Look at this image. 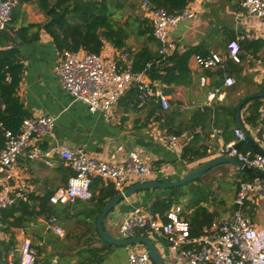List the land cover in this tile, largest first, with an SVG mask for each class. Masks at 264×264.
<instances>
[{
  "label": "crops",
  "instance_id": "1",
  "mask_svg": "<svg viewBox=\"0 0 264 264\" xmlns=\"http://www.w3.org/2000/svg\"><path fill=\"white\" fill-rule=\"evenodd\" d=\"M240 1L224 0V10L232 16L231 26L233 29L222 31L218 37L220 41L218 42L217 40L213 43L205 40V35L209 32L208 29L213 23L210 19L200 16L215 8L219 0H203L193 4V10L196 13L195 18L191 21H182L171 30L170 35L177 45V50L175 51L183 52L192 46H201L203 49L201 52L203 53L225 52L227 42L231 40L229 38L230 34L238 31L245 33L247 39L264 38V27L257 28L255 26V19L246 13V10L241 7ZM17 4L18 6L20 4L19 7L21 9L17 27L22 23H43L47 20L35 0H17ZM128 43L130 44L129 40ZM156 48L151 49L154 51ZM15 49L22 65L21 78L16 95L22 102L28 116L49 115L55 120V127L52 132L42 136L37 141L39 148L50 152L49 157L46 159L50 160L52 165L48 166L43 160H30L25 156H19L17 160L21 181L27 184V196L29 194L34 196L50 194L57 187L66 183L72 170L65 166L59 158L57 154L59 148L82 149L95 157L109 159L113 162H123L129 151H136L153 169L149 174L129 184L131 185L143 180H177L189 169L218 155L217 150L220 145L236 139L234 135V129L237 127L236 122H230L227 130H223L221 127L214 128L211 125L206 126L204 129H201L198 125L191 130H184L178 135L181 142L180 153L172 151L166 144L165 136L169 134L166 133V129L174 125L177 126L181 122L186 123L195 108H200L201 106L213 107L217 104L229 103L230 97L233 100L234 94L230 91L235 84L227 87L223 85L224 77L221 80L210 77L206 69H202L196 64L194 54L190 56L187 62L190 70V79H187V84L171 86L173 88L172 92L167 93L170 102L169 109H161L149 114L153 112L151 108L148 109L149 105L139 108L132 104L133 101L130 102L131 91L129 90L121 97L118 104L113 107L111 117L105 119L99 112H90L85 103L75 100L61 87L56 73L61 54L51 36L43 29L39 31V36L36 40H17ZM134 49L137 50L135 46H132V50ZM102 52L107 59L119 53L108 43L104 44ZM263 56L264 49L258 53L257 57L244 53L240 64L243 66L242 74L247 78V81H240V84L253 82V86L236 90L235 98L243 96L248 89L264 84ZM209 71L213 70L209 69ZM200 76L207 77L204 85L200 83ZM234 80L237 83L235 77ZM155 83L162 85L164 90L169 88V86L159 80H155ZM229 94L230 97L227 98ZM261 101V106H264V98ZM177 102H181V105ZM175 108H177L176 112L178 115L173 120H170L169 125H163L164 119H159V117L165 111ZM245 115V108H242L241 119L244 127L249 131L255 142L264 148V144L258 141L255 134V130L259 126V118L256 121L257 124L253 126L245 121ZM194 133L197 134V145H205L207 150L204 158L187 163L181 159L180 155L183 146L190 141ZM240 145L242 148L246 147L244 142H241ZM112 154H115V157H111ZM208 175L213 177L210 176L207 181L201 179V177H207ZM201 177L200 181H194L193 183L204 184L212 196L213 187L219 183L214 182L217 178L228 184V186L229 184L237 185L243 179V171L230 163H221L211 168ZM108 182L110 181L104 179H101V182H95L91 191L97 193L98 188ZM252 182L255 184V189L249 192L241 207V211L249 215L258 226L264 227V181L256 178ZM214 183L216 184L213 186ZM207 184H212L211 188H208ZM233 188L234 186L222 189L221 195L217 198L214 199L213 197L212 199L211 197L208 202L201 203L213 214L214 219L218 221L231 219L233 211L237 208L235 204L236 191H232ZM183 189L188 191L189 185H183ZM167 193L168 190L165 189L141 190L122 199L105 216L103 220L104 229L110 235L120 237L118 227L130 209L140 206L144 210L149 211V206L154 198L157 195L165 196ZM189 197V194L185 195L177 204H173L170 208L179 205L182 208L181 217L190 218L192 209L187 210L185 207ZM29 204L31 206L36 205L33 201H29ZM35 208L38 209L37 206ZM51 208L52 210L47 216L35 215L30 210L21 214L16 212L15 216L22 215V219L16 224L11 223L14 215L4 221L0 218V264H6L7 259L17 261L18 250L24 238L21 230L25 231L26 236L31 239L32 246L36 250V264H49L53 259H57L60 264H82L91 260L94 262L93 264H126L131 252L146 250L145 245L142 243L128 246L107 244L98 238L99 236L96 235L94 230L93 233L100 240V242L96 241V243L92 244V247L97 249V252H95L97 253L96 256H94L93 252L90 253L89 251H82L80 248L69 246L62 241L60 235L48 227V216L51 213L57 215L58 225L62 229L65 228V222L75 225L80 222L91 228L90 224L93 220L92 218L82 220L81 216L75 214V210H69L63 216L60 213L63 206L59 209L57 208L59 211L53 205ZM57 211L59 212L58 214L56 213ZM161 219L164 218L161 217ZM137 234H145L155 241V245L166 264H179L175 259L174 251L169 247L162 234L152 231H139ZM84 249L85 245L83 246ZM150 264L154 263L150 261Z\"/></svg>",
  "mask_w": 264,
  "mask_h": 264
},
{
  "label": "built area",
  "instance_id": "2",
  "mask_svg": "<svg viewBox=\"0 0 264 264\" xmlns=\"http://www.w3.org/2000/svg\"><path fill=\"white\" fill-rule=\"evenodd\" d=\"M202 1L188 0L181 12L170 13L164 8L154 7L150 0H141V9L148 18L152 35L158 43L156 55L145 61L140 71L135 72L131 69L132 55L127 50L107 59L103 52L64 49L60 52L61 60L56 68L61 87L75 100L85 103L90 112H99L105 119L111 117L113 107L132 88L137 92V107L143 108L156 103L162 110L169 109V96L162 85L156 84L155 80L149 77L148 72L153 67L163 66L167 58L177 50L176 42L170 35L171 30L182 21L193 20L196 16L193 4ZM16 4L17 0H0V30H3L10 20ZM240 5L255 19L257 28L264 27V0H241ZM246 37L245 33L238 31L235 37L227 42L225 52L195 54L196 64L202 69L215 70L223 68L227 60L239 63L240 43ZM120 61L124 65L120 64ZM6 79H10L9 75ZM206 81V76H200L202 85ZM234 84L232 75L224 76V86L230 87ZM4 107L5 104L0 101V109ZM200 109H203V106ZM259 121L255 134L258 141L264 144V106L259 108ZM54 127L55 120L52 116L35 115L24 117L17 132L3 129L5 143L0 149V215L3 209L27 200V184L21 181L17 167L19 156L30 160H43L48 166L52 165L50 160L46 159L50 152L39 148L37 141L52 132ZM234 135L235 141L223 143L218 147V155L236 158L264 171V156L256 151L252 153L239 150L235 143L244 140L243 131L236 127ZM165 141L169 149L180 153L179 136L167 134ZM57 154L72 173L64 185L49 194L48 203L51 206L89 200L92 196L91 183L95 177L109 180L117 192H123L130 183L141 179L153 169L134 150L128 152L123 162L98 158L82 149L63 147L57 150ZM111 157H115V154ZM254 189L253 182L240 181L235 198L237 208L233 211L231 219H213L196 237L191 236L189 223L181 217L182 208L179 205L165 213L166 219H161L140 206L133 207L121 220L118 227L119 236L128 238L139 231L160 233L174 251L179 264H264V227L258 226L249 215L241 211L249 192ZM47 225L56 234L63 235L57 215L51 213L47 218ZM21 234L24 238L18 250V259H7L6 264H36L37 253L31 239L26 236L25 231L21 230ZM150 261L147 251L143 249L131 252L126 264H150ZM49 264L60 263L53 259Z\"/></svg>",
  "mask_w": 264,
  "mask_h": 264
},
{
  "label": "trees",
  "instance_id": "3",
  "mask_svg": "<svg viewBox=\"0 0 264 264\" xmlns=\"http://www.w3.org/2000/svg\"><path fill=\"white\" fill-rule=\"evenodd\" d=\"M39 9L46 17L43 23H22L17 27L18 17L21 14L20 4L12 9L10 20L5 24L3 30H0V101L5 104L3 109H0V149L4 146L5 138L3 129H9L17 132L24 117L28 116L19 97L16 95L17 87L21 78L22 65L19 62L18 52L15 49L16 41H33L39 36V31L43 29L53 39L56 48L62 52L64 49L77 51L80 49L100 53L103 50L104 44L108 43L117 51L127 50L132 56L131 69L133 71H140L143 68L145 61L156 55V50H152L148 46V42L157 41L152 35V26L148 18L142 14H127L121 16L120 10L125 5L135 7V0H35ZM151 4L157 8H164L170 13H178L183 10L188 0H150ZM141 8V0H140ZM143 12V11H142ZM134 13V12H133ZM142 15V16H141ZM236 33V32H235ZM235 33L230 34L229 38L233 39ZM131 37L138 40L145 39V42L136 50H132V45L128 43ZM12 44L13 47L8 46ZM241 54H239L240 61L244 57V53L251 54L257 57L258 53L264 49V38L245 39L240 43ZM157 49V48H156ZM201 46H192L186 51H174L168 58L167 62L161 67H153L148 75L152 80H159L163 84L169 86L166 93L172 92V87L175 85L187 84V79H190V70L187 66L188 59L192 54L206 55L208 53L201 52ZM122 64L123 62H119ZM124 65V63H123ZM207 73L213 79L221 80L224 75H232L236 81H247L243 76L242 64L236 63L232 60H227L223 68H218L213 71L206 69ZM9 75V80L6 79ZM264 84L258 85L255 88L248 89L245 94L255 90L263 89ZM129 91V90H128ZM130 102L137 105V92L134 88L130 90ZM233 89L231 88L232 92ZM244 94V95H245ZM230 97L227 95V98ZM242 96H238L235 101L231 100L229 103L217 104L213 107H203V109L195 108L191 112L190 119L186 123H179L177 126L168 127L166 133L180 135L184 130H191L195 126H200L204 129L206 126H213L214 128H223L227 130L230 122H235V105ZM181 105V102H177ZM262 105L261 98H254L245 102L242 108H245L246 115L244 119L253 126L257 124L259 118V108ZM151 108V113L161 110L158 104H149L148 109ZM176 109L165 111L159 119H164L163 125H169L170 120H173L178 113ZM197 134L194 133L190 141L183 146L181 152V159L187 163L194 160H199L205 157L207 148L205 145H197ZM244 142L246 147L242 148L240 143ZM235 146L245 152L255 151L243 140L237 141ZM72 171L70 172V174ZM254 175L243 172L242 181L252 182L256 179ZM194 181H200V177L192 180L186 185H189V190L185 191L183 186L165 189L168 190L167 195H157L149 206L151 214H158L165 218V213L173 204H177L181 198L189 194L190 197L185 205L187 210L192 209V216L190 218L183 216L189 223L190 234L193 237L198 236L204 226H209L212 222L213 214L210 213L206 206L201 203L208 202L211 198V193L207 190L204 184H194ZM95 182H101V178H93L91 189L94 188ZM239 188V182L237 183ZM92 192V196L87 201L77 200L74 203L63 205L61 215L65 216L69 210H75L76 215L86 218H92L91 228L86 227L79 222V225L85 227V231L91 235L94 232L97 234L95 221L101 211L105 202L117 193L112 182H108L98 188V192ZM49 193L43 196H34L29 194L27 200L19 201L17 204L9 206L1 211L0 218L4 221L8 217L14 215L11 223L16 224L22 215H16V212L23 213L30 210L35 215L47 216L52 208L48 203ZM29 201L36 203L31 206ZM36 209V210H35ZM77 223V222H76ZM102 240L100 237H98ZM103 241V240H102ZM104 242V241H103ZM106 243V242H105ZM108 244V243H107ZM82 251L93 252L97 255V249L92 246L86 247ZM81 251V252H82ZM88 261L82 264H93Z\"/></svg>",
  "mask_w": 264,
  "mask_h": 264
},
{
  "label": "water",
  "instance_id": "4",
  "mask_svg": "<svg viewBox=\"0 0 264 264\" xmlns=\"http://www.w3.org/2000/svg\"><path fill=\"white\" fill-rule=\"evenodd\" d=\"M254 98H264V88L252 91L243 95L235 105V122L238 128L243 131L244 140L249 144V146L256 152L264 156V149L255 142L254 138L251 136L249 131L244 127L241 119V109L245 102L254 99ZM221 163H230L236 166L241 171L254 175L255 177L262 179L264 181V171L251 167L241 161H238L236 158L225 156V155H216L210 159H207L199 163L196 167L189 169L182 177L173 181H162V180H143L135 182L131 185H128L123 192H117L115 195L110 197L105 204L102 206L101 211L95 221V227L98 236L106 243L113 244L116 246H128L137 243H142L145 245L147 253L154 264H166L163 259L160 251L155 245V241L152 240L149 236L145 234H135L128 238H120L110 235L103 226V220L107 213L114 208L122 199L127 198L134 194L135 192L141 190L149 189H170L183 186L186 183L191 182L203 174H205L209 169Z\"/></svg>",
  "mask_w": 264,
  "mask_h": 264
},
{
  "label": "rangeland",
  "instance_id": "5",
  "mask_svg": "<svg viewBox=\"0 0 264 264\" xmlns=\"http://www.w3.org/2000/svg\"><path fill=\"white\" fill-rule=\"evenodd\" d=\"M17 6H18V4L16 5V7ZM224 8H225L224 7V0H219V2L215 8H213L210 12H208L206 14L204 13V15L200 16V17H204V18L206 17L207 19H210L211 22L213 23V25L208 29L209 32L205 35L206 42H210V43L212 42L213 43V42L218 40L219 34L222 31L233 29V27L231 26L232 25L231 24L232 16L230 14H228L227 11L224 10ZM238 10H239V8H238ZM129 13L144 15L142 12V9L140 8V0H135V7L125 5L120 10L121 16H126ZM144 41H145V39H141V40L137 41V38H135V37H131L129 39L130 44H132V46H135V48H137V49L141 46L142 43H144ZM219 41L220 40H218V42ZM147 42H148V46H150V48L156 47L155 42H149V41H147ZM257 72H259V71H257ZM252 84H253V82H251L249 84H240L238 82L237 83L235 82V86L232 88L233 91L231 92L232 94H234L233 101L236 100V98H235L236 90H240L241 88L242 89H247L248 87L250 88L253 86ZM245 86H246V88H245ZM210 176H212V175H208L207 177H203V178L201 177V179H203V180L205 179L207 181L208 178H210ZM214 182H216V183L219 182L218 184H216V183L213 184V186L216 184L213 187V193H212V195L216 194L214 196V199L217 198L219 195H221L222 189H225L227 187L234 186L232 191H236V193L238 191V187L236 184H233V185L229 184V186H228V184H225L224 182H222L218 178ZM207 186H208V188L209 187L211 188L212 184L211 185L207 184ZM179 187H181V186H179ZM60 207H61V205H54L55 209H57V208L59 209ZM58 211L56 212L57 214L59 213ZM93 234L94 233L92 232L91 235H89V233L85 231L84 226H81L79 224L78 225L69 224L68 222H65V228H63V235H61L60 237L62 238V241L64 243L68 244L69 246H73L75 248H80L81 250H83L84 245L86 248L88 246H92V244L96 243V241L100 242V240L95 236V234L94 235Z\"/></svg>",
  "mask_w": 264,
  "mask_h": 264
}]
</instances>
